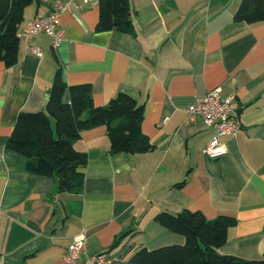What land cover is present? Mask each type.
<instances>
[{"label":"crops","instance_id":"0c3cea01","mask_svg":"<svg viewBox=\"0 0 264 264\" xmlns=\"http://www.w3.org/2000/svg\"><path fill=\"white\" fill-rule=\"evenodd\" d=\"M66 1L72 11L61 16L59 46L45 34L22 35ZM241 2L130 0L133 34L98 32V0H35L25 10L19 63L0 62V264H68L81 234L87 244L77 264L100 254L131 264L143 248L184 244L156 217L186 211L235 218L219 253L264 258V23L236 22ZM58 72L70 86L91 84L97 107L119 93L144 104L142 132L154 145L112 154L106 126L84 131L75 143L88 157L81 194L59 193L54 177L31 173L27 158L7 148L19 115L45 110ZM213 90L235 97L242 123L218 159L204 153L213 128L186 122V109ZM63 100L70 103L69 93Z\"/></svg>","mask_w":264,"mask_h":264},{"label":"trees","instance_id":"16d2710c","mask_svg":"<svg viewBox=\"0 0 264 264\" xmlns=\"http://www.w3.org/2000/svg\"><path fill=\"white\" fill-rule=\"evenodd\" d=\"M35 0H0V62L7 68L19 63V30L25 10ZM98 32L118 30L134 33L130 0H98ZM234 20L249 25L264 23V0H242ZM70 95V103L63 98ZM145 105L125 93H119L108 105L97 107L91 84L68 85L60 72L49 91L45 110L21 113L7 148L27 158V169L38 176L54 177L59 193L81 194L84 190L88 157L75 143L84 131L106 126L112 154H144L154 145L142 132ZM53 122L55 126H53ZM156 221L185 238L184 244L155 250L143 248L130 259L131 264H264L245 261L219 253L228 240L229 230L237 224L233 217L221 216L210 221L201 212L186 211L173 215L161 213ZM132 232L114 242L110 251Z\"/></svg>","mask_w":264,"mask_h":264},{"label":"built area","instance_id":"2783aa9c","mask_svg":"<svg viewBox=\"0 0 264 264\" xmlns=\"http://www.w3.org/2000/svg\"><path fill=\"white\" fill-rule=\"evenodd\" d=\"M73 1L58 2L54 4L51 13L45 17H36L30 21L23 31L24 36L32 37L45 34L53 39L54 46H59L65 34L61 29V16L72 11ZM34 53L41 56V50L36 49ZM239 105L234 96L224 99L219 90L209 92L205 98L189 106L186 109L188 124H194L202 119L205 124L213 128L214 135L210 143L205 147L204 153L213 159H218L228 153L223 139L225 137L235 138L242 128L238 115ZM87 237L79 235L65 254L68 264H77L85 252ZM90 264H112L113 260L107 254H100L88 258Z\"/></svg>","mask_w":264,"mask_h":264},{"label":"rangeland","instance_id":"374dc122","mask_svg":"<svg viewBox=\"0 0 264 264\" xmlns=\"http://www.w3.org/2000/svg\"><path fill=\"white\" fill-rule=\"evenodd\" d=\"M53 126H55L54 122H53Z\"/></svg>","mask_w":264,"mask_h":264}]
</instances>
